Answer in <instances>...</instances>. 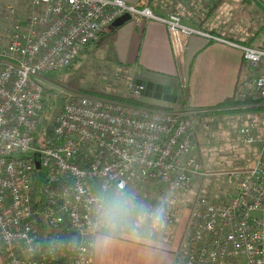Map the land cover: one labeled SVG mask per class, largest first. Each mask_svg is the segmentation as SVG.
<instances>
[{
	"label": "built area",
	"instance_id": "2783aa9c",
	"mask_svg": "<svg viewBox=\"0 0 264 264\" xmlns=\"http://www.w3.org/2000/svg\"><path fill=\"white\" fill-rule=\"evenodd\" d=\"M157 20L173 38L209 33L180 15H159L123 0H0V249L4 264H90L101 202L138 180L187 189L201 169L192 152L195 127L188 109L153 108L85 91L54 114L56 141L33 145L48 108L41 103L43 73L64 68L119 16ZM222 40V39H221ZM240 50L253 94L263 100L264 49L225 41ZM126 77L124 71L114 76ZM128 97L143 85L130 76ZM244 84V81L242 85ZM242 93V97H244ZM238 128L258 151L245 166L214 171L227 183L223 199L198 195L161 221H184L172 264H260L264 260V135ZM43 176L35 188L38 172ZM33 202L35 203L32 206ZM158 224V223H157ZM152 221L151 225H157ZM105 228V227H104ZM41 229V232H39ZM47 246L41 251L37 235Z\"/></svg>",
	"mask_w": 264,
	"mask_h": 264
},
{
	"label": "rangeland",
	"instance_id": "374dc122",
	"mask_svg": "<svg viewBox=\"0 0 264 264\" xmlns=\"http://www.w3.org/2000/svg\"><path fill=\"white\" fill-rule=\"evenodd\" d=\"M169 1L157 0V3L160 4L159 9L162 11L158 12L162 14L157 12L156 14L178 13L176 15L183 16L186 26L196 28L201 32L198 27L193 25L196 24V20L203 17L206 10L204 4L207 3V0H173L174 2H184L187 5L186 7H193H190L191 11L189 8L186 12L181 10L182 7L173 12L172 7L168 4ZM149 9L151 10L150 7ZM151 12L155 13L152 10ZM209 17L211 16L207 18ZM210 20V26L214 27L212 30L221 31L223 35L236 38L241 42L251 38L250 40L254 39L251 41L253 45H264V6L256 3V0H223V3L215 8L213 17ZM207 32L204 30L203 33ZM181 36L183 35H179V37ZM204 37L206 36L204 35ZM184 38L186 37L184 36ZM178 42L184 41L180 39ZM108 53V47L103 51V49L91 44L80 52L68 71L59 69L55 72L47 71L43 73L41 78L44 85L42 86L45 89H50L45 92V106L48 108V113L45 115L46 119L51 120L57 110L60 109L62 102L72 96L73 93H80L84 88H96L102 93L113 94L114 96H129L126 91V82L129 81L130 74L120 64H112L107 59ZM122 71L126 74L125 78L120 75L114 76V73L118 74ZM237 75L239 78L235 98L242 100V93L244 94V91H246L245 95H249L251 100H257L258 97L253 94V87H251L249 80L252 77L247 71H241ZM243 81L244 84L242 85ZM216 104L207 105V107L206 105L194 107V109L185 108L188 109L189 118L193 127H195V142H193L192 152L202 165L203 172L209 176H199L185 191L170 190L162 183L159 184L149 180L131 182L119 192L114 191L110 194L109 191L108 194L110 195L105 201H110L115 194L123 193L131 196L135 204V208L131 211L124 225L132 229L141 228L145 234L153 233L167 236L173 228H178V221H181L182 225H184V221L181 220V215L177 213L171 224L162 220L159 224L156 223L155 226L151 225L152 221L155 222L153 217L157 212L161 215H167L174 208L175 211L181 212L189 207L192 200H195L200 194H203L209 201L212 199L220 200L223 199L224 193L231 189L227 183L219 180L211 173L222 170V168L231 169L234 166L249 164L254 152L258 150V142H245L239 134L238 128L250 123L253 136L259 137L263 134V100L253 103L246 102L241 106V108L245 107L244 111H234L232 113L225 112L223 107H215ZM171 107L170 109L177 108L175 106ZM250 108L257 109L251 110ZM175 110L182 111V109ZM170 226L173 228L171 229ZM104 227L103 229H105ZM176 233L178 232L176 231Z\"/></svg>",
	"mask_w": 264,
	"mask_h": 264
},
{
	"label": "crops",
	"instance_id": "0c3cea01",
	"mask_svg": "<svg viewBox=\"0 0 264 264\" xmlns=\"http://www.w3.org/2000/svg\"><path fill=\"white\" fill-rule=\"evenodd\" d=\"M123 1L148 3L147 7L155 13L161 11L157 0ZM168 4L173 12L180 7L186 12L191 7L173 0ZM211 17L202 24L198 19L193 26L198 27L202 33L205 30L220 39H210L198 34L173 38L157 20L128 19L116 27H108L115 28L116 33L113 41L103 51L108 47L107 59L112 64H120L143 85L142 93L135 96L143 105L163 109H170L171 106L177 107L175 109H194L214 105L224 96H230L235 89L241 52L233 45L225 43L232 39L236 42L239 40L225 36L221 31L212 30L214 27L210 26ZM182 22L185 23L184 20ZM180 39L184 42L179 43ZM243 69L242 72L246 71ZM111 192L114 193L110 191V194ZM107 198L108 195L106 200ZM124 224L116 228L106 227L94 235L90 264H172L184 230L181 221H178V228L170 226L173 229L167 236L145 234L141 228L132 229ZM102 238H106V242ZM0 264H4L1 249Z\"/></svg>",
	"mask_w": 264,
	"mask_h": 264
},
{
	"label": "trees",
	"instance_id": "16d2710c",
	"mask_svg": "<svg viewBox=\"0 0 264 264\" xmlns=\"http://www.w3.org/2000/svg\"><path fill=\"white\" fill-rule=\"evenodd\" d=\"M148 0H146L147 2ZM253 1V0H252ZM207 3L204 4L205 7H206V10L204 11V15L203 17L200 19V24L203 23V21L208 17V16H212L213 15V12L215 11V8L223 3V0H207L206 1ZM256 3H259L261 6H264V0H256ZM148 4V3H146ZM115 33H116V30L115 28H108V29H105L102 33H100L94 40H92V42L88 43L87 46L91 45V44H94L95 47H98L100 49H104L106 45L109 44V42L111 43L114 39V36H115ZM251 39V38H250ZM250 39H246V40H243L242 42H239V41H235L236 43L242 45V44H245V45H248L250 47H254V46H258L260 47L261 49H264V45L263 44H258V45H253L251 43L252 40ZM85 46V47H87ZM84 47V48H85ZM77 59V56L76 58ZM73 59L70 63H68V65H66L64 68H62L61 70H66L68 71V69H70V67L72 66V62L75 60ZM240 63L241 65L239 66V69H238V73L240 71L243 70V68L246 69V65H247V62H245V60L243 58L240 57ZM57 70V69H56ZM56 70H51L50 72H55ZM59 70V69H58ZM239 78V76H238ZM238 78L236 79V82H235V86H234V90L232 91L231 95L230 96H227V97H223L222 99L219 100V103L215 105V107H223V110L225 112H234V111H244L245 107L244 108H241V106L246 103V102H250V103H253V102H260L262 101V99L260 98H257V100H251L249 95H245L243 97L242 100H237V98H235V91L237 90V82H238ZM44 85V83H43ZM50 89H45L43 88L42 86V96L43 98H41V103L42 105L45 107L46 105V95H45V92L48 91ZM82 91H85L87 93H91V94H100V96H103V97H112L113 99H121V100H124L125 102H128V103H136L138 105H143L141 103H139L137 101V99L135 97H127L125 95H119V96H114L113 94H105V93H102L100 92V90L96 89V88H84ZM145 105V104H144ZM251 110H255L257 108H250ZM262 109H264L262 107ZM48 110V109H47ZM34 135H33V145L34 146H37V145H46V144H49V143H54L56 141V139L54 138L53 134L52 133V129H51V120H48L46 119L44 116L43 118L41 119V122H38L37 125L35 126V129L33 131ZM42 176H43V173L42 171L39 170L38 172V175L35 179V185L34 187L36 188L38 185H39V181L42 179ZM35 203L33 202L32 206H34ZM41 232V229H39ZM37 243H38V246L40 247L41 251L42 249L44 250L45 247H47L44 243H43V236L41 235V233H39L37 235ZM260 264H264V260L262 261V263Z\"/></svg>",
	"mask_w": 264,
	"mask_h": 264
},
{
	"label": "clouds",
	"instance_id": "9594fccd",
	"mask_svg": "<svg viewBox=\"0 0 264 264\" xmlns=\"http://www.w3.org/2000/svg\"><path fill=\"white\" fill-rule=\"evenodd\" d=\"M135 204L131 196L120 193L115 194L110 201H102L100 208V223L109 228H116L126 223ZM156 223H160L161 214L154 215ZM106 242V238H102Z\"/></svg>",
	"mask_w": 264,
	"mask_h": 264
},
{
	"label": "water",
	"instance_id": "95a60500",
	"mask_svg": "<svg viewBox=\"0 0 264 264\" xmlns=\"http://www.w3.org/2000/svg\"><path fill=\"white\" fill-rule=\"evenodd\" d=\"M128 19H129V17H127L125 15H123V16L121 15L118 17V19H116V21L114 22L112 27H116V25L123 23V22L127 21Z\"/></svg>",
	"mask_w": 264,
	"mask_h": 264
}]
</instances>
